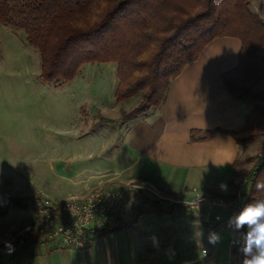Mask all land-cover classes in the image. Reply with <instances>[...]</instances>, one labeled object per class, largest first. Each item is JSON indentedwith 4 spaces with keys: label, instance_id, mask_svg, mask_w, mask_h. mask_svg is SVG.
Here are the masks:
<instances>
[{
    "label": "rangeland",
    "instance_id": "374dc122",
    "mask_svg": "<svg viewBox=\"0 0 264 264\" xmlns=\"http://www.w3.org/2000/svg\"><path fill=\"white\" fill-rule=\"evenodd\" d=\"M252 4V10L260 5L259 1ZM262 15L264 21V11ZM260 55L264 56V49ZM40 74L39 54L26 44L24 34L0 25V202L29 196L41 197L51 205L86 198L61 200L75 193V189H82V183L76 182L86 181L90 170H107L122 164L119 158L127 152L128 131L135 123L150 118L148 114L135 122L118 123L125 113L137 108L140 99L115 102L114 63L85 64L73 80L59 85L45 83ZM248 158L251 159L248 165L238 167L233 194L261 159L244 156L239 162ZM125 187L131 188V195L126 198L123 211L147 208L149 202H158L165 207L174 206L177 214L173 217L148 214L138 220L133 231L106 233L92 245L95 264H108L105 242L109 241L111 249H119L120 264H125L124 249L131 251L132 264H238L234 254L237 246L230 245V240L237 238L235 232L226 222L210 228L204 222L206 210H192L188 205L171 202V198L162 200L145 184L97 190ZM35 208V202H30L27 209L10 206L8 213L0 216V245L6 246L0 252L1 264H54L45 255L61 246L48 239L41 245H28L25 240L40 224L44 226L43 219L33 224L36 217L44 216L36 213ZM181 208H187L188 212ZM213 230L221 235L216 245L207 240ZM110 258L111 264H118L116 257Z\"/></svg>",
    "mask_w": 264,
    "mask_h": 264
},
{
    "label": "trees",
    "instance_id": "16d2710c",
    "mask_svg": "<svg viewBox=\"0 0 264 264\" xmlns=\"http://www.w3.org/2000/svg\"><path fill=\"white\" fill-rule=\"evenodd\" d=\"M254 1L264 8V0H0V25L24 34L26 44L39 54L40 78L49 85L70 82L85 64H116L115 102L140 99L137 108L118 121L121 125L158 109L170 83L210 41L236 38L241 43L238 66L224 74L222 82L233 99L247 104L246 129L232 134L235 143L243 146L264 136V56L260 55L264 21L252 11ZM209 136L211 133L200 139ZM191 138L195 139L194 132ZM250 160H237L234 167L248 165ZM245 179L244 205L264 199V191L255 187L257 181L264 180V157ZM127 200L116 207L111 225L86 232L88 246L106 233L133 231L142 216L177 214L174 206L158 202L126 212ZM30 202L36 203V213L68 221L59 202L49 205L41 197L29 196L0 202V216H5L10 206L27 209ZM44 216L36 217L33 224ZM42 226L24 238L28 245L54 243L48 238L49 231L39 232ZM235 235L239 239L240 234ZM5 247L0 245V252ZM234 254L241 264L237 248Z\"/></svg>",
    "mask_w": 264,
    "mask_h": 264
},
{
    "label": "crops",
    "instance_id": "0c3cea01",
    "mask_svg": "<svg viewBox=\"0 0 264 264\" xmlns=\"http://www.w3.org/2000/svg\"><path fill=\"white\" fill-rule=\"evenodd\" d=\"M257 5L252 11L263 20L264 8ZM240 49L236 38L210 41L170 83L163 104L142 117L150 114L149 119L132 125L125 140L127 152L119 158L123 163L107 170H90L86 181L76 182L82 183V189L61 200L80 199L97 189L130 183L148 185L162 200L171 198L177 204L187 205L194 190L231 197L240 172L234 163L264 153V136L243 146L232 138L246 129L247 104L230 96L222 77L238 66ZM209 133L211 136L200 139ZM221 182L227 183V192L220 190ZM105 243L108 264L113 256L120 264L119 249H111L110 241ZM91 247L52 249L45 257L54 264H95ZM130 255L131 251L124 249L125 264H132Z\"/></svg>",
    "mask_w": 264,
    "mask_h": 264
},
{
    "label": "built area",
    "instance_id": "2783aa9c",
    "mask_svg": "<svg viewBox=\"0 0 264 264\" xmlns=\"http://www.w3.org/2000/svg\"><path fill=\"white\" fill-rule=\"evenodd\" d=\"M263 158L264 153L257 156ZM246 179L242 180L231 197L211 196L206 192L194 190L193 198L187 205L192 210H206L208 212L205 223L212 229L243 207L245 202ZM131 188L96 190L81 200H70L60 204L59 209L68 221L54 220L50 215L44 216V226L40 232L49 231L48 238L56 245L73 250H83L88 247L85 234L89 230L100 229L104 225H111L115 218L116 207L130 197ZM129 196V197H128ZM221 213H225L223 217ZM238 238L230 240L231 246H237ZM206 255V249L202 250Z\"/></svg>",
    "mask_w": 264,
    "mask_h": 264
},
{
    "label": "clouds",
    "instance_id": "9594fccd",
    "mask_svg": "<svg viewBox=\"0 0 264 264\" xmlns=\"http://www.w3.org/2000/svg\"><path fill=\"white\" fill-rule=\"evenodd\" d=\"M258 191H264V180L257 181ZM219 188L228 191L227 183L221 182ZM227 227L240 234L237 250L242 256L241 264H264V199L250 202L234 212L227 220ZM208 243L216 245L221 235L210 231Z\"/></svg>",
    "mask_w": 264,
    "mask_h": 264
}]
</instances>
